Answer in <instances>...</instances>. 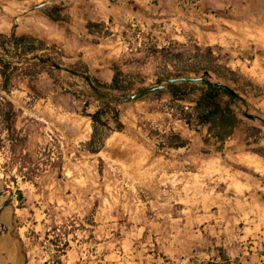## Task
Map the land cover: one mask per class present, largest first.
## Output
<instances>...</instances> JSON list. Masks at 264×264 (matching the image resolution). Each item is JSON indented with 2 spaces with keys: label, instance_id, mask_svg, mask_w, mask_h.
<instances>
[{
  "label": "rangeland",
  "instance_id": "obj_1",
  "mask_svg": "<svg viewBox=\"0 0 264 264\" xmlns=\"http://www.w3.org/2000/svg\"><path fill=\"white\" fill-rule=\"evenodd\" d=\"M12 1L17 14L27 12L17 36L54 34L52 22L73 36L71 9L74 26H84L81 42L101 46L85 58L63 52L64 66L82 60L106 83L116 67L126 88L116 98L157 84L159 49L169 42L210 46L223 64L264 86V0ZM46 5L61 6L64 19L52 20ZM88 21L99 25L88 32ZM1 85L0 77V188L14 193L8 264H224V256L228 264H264L261 97L246 95L255 117L237 106L241 121L222 148L177 119L165 94L117 102L122 130L91 153L83 112L99 102L80 77L40 69L30 81L19 71L8 93ZM4 100L16 111L13 132ZM170 130L186 146L158 147Z\"/></svg>",
  "mask_w": 264,
  "mask_h": 264
},
{
  "label": "trees",
  "instance_id": "obj_2",
  "mask_svg": "<svg viewBox=\"0 0 264 264\" xmlns=\"http://www.w3.org/2000/svg\"><path fill=\"white\" fill-rule=\"evenodd\" d=\"M43 10L52 20L64 19L61 6L46 5ZM98 25L99 23L88 21L86 29L92 32V28ZM159 54L163 60V72L157 75V83H164L169 78H176V81L168 83L165 88L152 94L167 95L173 115L177 119L196 131L199 128L204 129L202 140L205 144L213 141L218 148H222L241 121L240 113L237 111L238 105L243 107L242 115L250 117L249 111L254 107L246 98L247 94L261 97L264 102V86L254 84L223 64L220 55L210 46L169 42L167 46L159 49ZM65 57L63 51L56 45H47L34 36L27 34L17 36L13 31L10 34L0 33L1 89L8 93L9 81L19 71L30 81L40 73V69L64 70L80 77L90 88L91 95L99 102L94 112H83L91 124L90 137L83 145L87 151L97 153L112 131H121L123 128L118 104L115 101L116 93L126 90L122 85L123 74L114 67L111 81L102 82L89 72L87 64L82 60H77L68 67L64 66ZM48 74L52 76L49 71ZM181 77L197 80L183 81L180 80ZM30 87L33 89L31 84ZM4 105L2 116L6 122V129L13 132L16 111L11 101L4 100ZM251 129L260 131L256 127ZM186 144V139L170 130L165 136V141L159 140L157 146L180 148ZM258 152L264 156V147L259 148ZM223 261L224 264L229 263L226 256Z\"/></svg>",
  "mask_w": 264,
  "mask_h": 264
},
{
  "label": "crops",
  "instance_id": "obj_3",
  "mask_svg": "<svg viewBox=\"0 0 264 264\" xmlns=\"http://www.w3.org/2000/svg\"><path fill=\"white\" fill-rule=\"evenodd\" d=\"M12 0H0V33L3 34H10L12 31L16 34L19 35V25H18V19H23L25 16H27V12L24 10H21L20 14H17V11L19 10L18 8L12 7ZM18 5V4H17ZM71 19L70 22L67 23V27L69 30L73 33V36H69L64 34L63 31L59 32L57 31L58 26L52 22V29L56 31V33L51 34V35H42L39 34L37 37L44 39V40H51L52 43L57 44L59 47H61L62 51L65 52L66 54H75L76 56L81 53L79 56L80 58H85L87 53L89 51L91 52H97L100 50L101 42H98L94 44V46H86L84 45V41L81 42L79 39L82 37L80 33L84 32V26L82 28H78L74 26L75 24V17L73 16V12L71 9H67ZM26 12V13H25ZM76 28L78 31H76ZM21 34H30V32H25V31H20ZM75 36V37H74ZM71 38V39H70ZM115 49L113 51H116L119 49L118 47L114 46ZM104 55H108V52H104ZM103 58V57H101ZM91 73V72H90Z\"/></svg>",
  "mask_w": 264,
  "mask_h": 264
},
{
  "label": "water",
  "instance_id": "obj_4",
  "mask_svg": "<svg viewBox=\"0 0 264 264\" xmlns=\"http://www.w3.org/2000/svg\"><path fill=\"white\" fill-rule=\"evenodd\" d=\"M44 3H39L37 4L36 6H34V9H37L41 6H43ZM180 80H183V81H190V82H194L197 80V78H191V77H181ZM176 81V78H169L166 82L164 83H157V84H154V85H151V86H146V87H143L125 97H122V98H115V101L116 102H125V101H134V100H137V99H140L150 93H153L157 90H161L163 88H165V86L168 84V83H171V82H174ZM110 98V97H109ZM250 117H252L250 115ZM2 194H6L7 195V198L5 199V201L0 205V211L3 207L5 206H11L12 207V202H13V197H14V193L12 191L11 188L9 187H4L3 189L0 190V196ZM5 230V225L4 224H0V236L2 235V233L4 232Z\"/></svg>",
  "mask_w": 264,
  "mask_h": 264
},
{
  "label": "flooded vegetation",
  "instance_id": "obj_5",
  "mask_svg": "<svg viewBox=\"0 0 264 264\" xmlns=\"http://www.w3.org/2000/svg\"><path fill=\"white\" fill-rule=\"evenodd\" d=\"M4 187H1L3 189ZM7 198L6 194H2L0 196V205L5 201ZM0 224L5 225V230L0 236V264H8L9 261L7 260V252L9 247V244H7L4 241L5 236H10V228H11V219H10V212H9V206H5L0 211Z\"/></svg>",
  "mask_w": 264,
  "mask_h": 264
}]
</instances>
